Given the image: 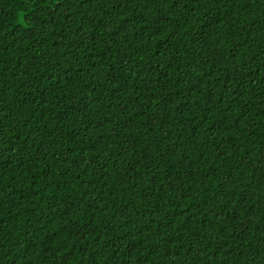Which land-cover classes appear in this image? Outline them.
<instances>
[{
    "label": "trees",
    "instance_id": "obj_1",
    "mask_svg": "<svg viewBox=\"0 0 264 264\" xmlns=\"http://www.w3.org/2000/svg\"><path fill=\"white\" fill-rule=\"evenodd\" d=\"M0 264H264V0H0Z\"/></svg>",
    "mask_w": 264,
    "mask_h": 264
}]
</instances>
